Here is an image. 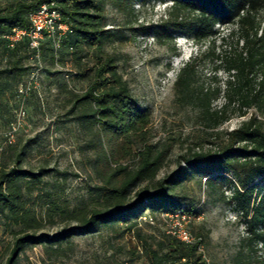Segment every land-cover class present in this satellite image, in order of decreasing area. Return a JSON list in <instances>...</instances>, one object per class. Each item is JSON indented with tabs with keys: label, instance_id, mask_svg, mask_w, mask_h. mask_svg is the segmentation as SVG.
<instances>
[{
	"label": "trees",
	"instance_id": "trees-1",
	"mask_svg": "<svg viewBox=\"0 0 264 264\" xmlns=\"http://www.w3.org/2000/svg\"><path fill=\"white\" fill-rule=\"evenodd\" d=\"M46 1L49 0H11L8 6L0 8V43L7 47L3 35L14 27L28 28L30 14ZM150 1L168 5L159 22L140 26L144 33H185L193 42H200L212 38L217 25L234 26L231 34H238L242 42L241 50L224 57L228 73H236V81L229 80L227 104L212 110L213 99L220 93L219 87L205 89L200 86L193 94L191 86L198 63L195 56L184 63L176 77L178 97L199 106L203 116L211 117L215 128L230 119L227 109L236 99L239 116H246L253 105H264V80L257 84L254 75L257 68H264V35L259 19V12L264 10V0H56L62 20L68 23L70 31L63 38L59 50L55 51L50 39H45L40 49L46 47L53 54L57 53V60L72 59L78 71L67 72L70 77L91 75L89 86L75 97L72 109L82 106L76 119L90 129L97 126L95 135L99 137L100 150L94 160V168L100 178L96 185L99 203L90 209H70L61 204L47 203L46 215L62 212L75 222L64 225L51 236L38 232L40 220L35 208L27 203V195L42 190L43 179L52 169L45 166L23 168L21 153L17 152L12 166L0 167V222L18 227L12 231L8 255L0 264H16L27 246L44 242L61 244L75 235L92 233L106 224L114 226L119 236L127 231L136 233L137 250L145 251L148 258L143 264H207L197 245L186 244L167 232L168 221L162 215L173 211L199 213L196 205L191 202L184 204V198L175 192L183 178L195 175L203 176L213 187L222 188L226 184L234 187L228 201L245 223L246 233L233 263L264 264V121L251 113L238 126L223 131L220 144L208 150L189 149L182 156L185 168L157 178L166 155L145 140L150 123L149 110L142 108L131 93L127 80L118 71L117 57L104 53L99 46L104 40H112L116 36L107 25L106 3L120 12L134 14L136 2L145 5ZM214 43L210 47L213 54ZM94 45H97L96 58L90 64L86 59ZM22 48L31 50L27 38L8 49L17 56ZM192 95L195 97L191 98ZM106 135L110 141L120 138L121 144L141 142L135 167L112 160L105 143L101 142ZM100 163L109 171L100 170ZM230 175L238 187L228 178ZM140 183L144 184L132 195ZM146 213L152 222L142 219ZM142 222L157 226L160 238L149 241L138 227ZM189 228L204 241L191 225Z\"/></svg>",
	"mask_w": 264,
	"mask_h": 264
},
{
	"label": "rangeland",
	"instance_id": "rangeland-1",
	"mask_svg": "<svg viewBox=\"0 0 264 264\" xmlns=\"http://www.w3.org/2000/svg\"><path fill=\"white\" fill-rule=\"evenodd\" d=\"M10 2L0 0V8ZM165 10L164 3L150 1L139 5L136 2L134 14H128L106 3L107 25L116 36L99 45L104 53L117 57L118 71L127 80L131 93L142 108L149 110L145 140L166 155L157 178L185 168L182 156L189 149L208 150L220 144L222 132L238 126L251 113L264 121V105H253L246 116H239L236 99L227 109L230 119L215 128L211 117L203 116L199 106L178 97L176 77L184 63L195 56L198 63L191 86L193 94L200 86L219 87L212 110L227 104L229 80L236 81V73H228L224 57L241 50L242 42L238 34H231L234 26L217 25L215 35L200 42H193L185 33L141 31V25L159 22ZM259 19L264 35V10L259 12ZM213 41L214 54L210 50ZM96 48L94 45L89 50L90 57L86 60L90 64L95 61ZM57 57V53L46 47L41 48L39 57L24 48L16 56L0 43V70L3 71L0 74V167L12 166L15 154L20 152L23 168L52 169L43 179L42 190L27 195V203L35 208L40 220L38 232L48 236L75 221L62 212L46 215L47 203L70 209H90L99 203L96 185L100 178L94 168L100 150L99 137L95 135L97 126L90 129L76 119L82 106L72 109L75 97L89 86L91 75L66 77L67 72L78 71V66L68 57L63 60ZM254 75L258 84L264 80V68H257ZM29 82L30 90L20 92L21 86ZM120 140L110 141L106 135L101 142L114 162L135 167L141 142L121 144ZM99 165L100 170L109 171L107 166ZM226 186L213 187L203 176L195 175L183 178L175 188L184 198V204L191 202L198 209L197 215L191 214L189 225L203 236L208 264H234L233 258L244 236L243 221L233 214L235 210L228 201L230 195L226 190L231 184ZM138 227L149 241L160 238L157 226L142 222ZM17 228L0 222V262L8 255L12 231ZM136 236L131 231L119 236L114 226L101 225L92 233L75 235L61 244L44 242L27 246L16 264H143L147 262V254L138 252Z\"/></svg>",
	"mask_w": 264,
	"mask_h": 264
},
{
	"label": "built area",
	"instance_id": "built-area-1",
	"mask_svg": "<svg viewBox=\"0 0 264 264\" xmlns=\"http://www.w3.org/2000/svg\"><path fill=\"white\" fill-rule=\"evenodd\" d=\"M167 6V3H164ZM30 26L28 28L14 27L9 33L3 35L6 39L7 47L13 48L16 43L24 38L28 39L29 48L34 52L36 57L40 55V46L45 39H50L55 51L61 47V42L70 31L68 23L62 20L61 12L57 6L56 0H49L43 2L37 9H35L29 16ZM69 77V74H65ZM30 82L21 86L20 92H27L30 90ZM231 180L234 179L229 176ZM235 182V181H234ZM238 187V184L235 182ZM227 188L226 185H224ZM234 187L231 185L226 191L231 196L233 194ZM235 216H239L238 212L233 213ZM168 221L167 232L189 245H197L198 251L202 254L203 258L208 264V258L204 251V241L200 236L195 235L189 228L191 221V214L184 211L165 212L162 214ZM145 221L152 222V218L149 213L142 216ZM243 233H246L245 223L242 225ZM264 253V252H262ZM264 255V254H263Z\"/></svg>",
	"mask_w": 264,
	"mask_h": 264
}]
</instances>
